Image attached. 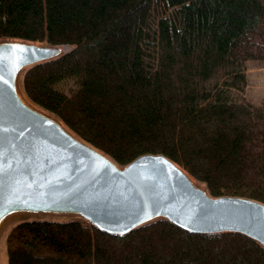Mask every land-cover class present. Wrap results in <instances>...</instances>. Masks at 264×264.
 Listing matches in <instances>:
<instances>
[{"label": "trees", "instance_id": "obj_1", "mask_svg": "<svg viewBox=\"0 0 264 264\" xmlns=\"http://www.w3.org/2000/svg\"><path fill=\"white\" fill-rule=\"evenodd\" d=\"M69 45L27 68L26 95L118 163L163 153L212 195L264 202L263 0H0V38ZM6 264H264L238 232L158 219L115 235L80 220L26 219Z\"/></svg>", "mask_w": 264, "mask_h": 264}, {"label": "water", "instance_id": "obj_2", "mask_svg": "<svg viewBox=\"0 0 264 264\" xmlns=\"http://www.w3.org/2000/svg\"><path fill=\"white\" fill-rule=\"evenodd\" d=\"M0 45V228L19 215H75L124 235L166 219L193 233H242L264 247V202L212 195L163 153L120 164L23 95L22 71L65 45L15 37Z\"/></svg>", "mask_w": 264, "mask_h": 264}, {"label": "rangeland", "instance_id": "obj_3", "mask_svg": "<svg viewBox=\"0 0 264 264\" xmlns=\"http://www.w3.org/2000/svg\"><path fill=\"white\" fill-rule=\"evenodd\" d=\"M264 1V0H263ZM67 50L70 49V46H65ZM26 67L24 71L27 69ZM22 71L20 75V86L23 95L26 97L24 90L22 89V75L24 73ZM247 77L248 83L245 89V96L248 100L258 103L264 97V61H254L250 60L247 63ZM27 98V97H26ZM53 219V220H73L77 219L82 222L88 223L85 219L75 215H47V214H39V215H19L8 220L1 228H0V264H6V246H5V237L9 231V229L16 224L17 222L23 219Z\"/></svg>", "mask_w": 264, "mask_h": 264}, {"label": "snow or ice", "instance_id": "obj_4", "mask_svg": "<svg viewBox=\"0 0 264 264\" xmlns=\"http://www.w3.org/2000/svg\"><path fill=\"white\" fill-rule=\"evenodd\" d=\"M4 47V45H0V48Z\"/></svg>", "mask_w": 264, "mask_h": 264}, {"label": "bare ground", "instance_id": "obj_5", "mask_svg": "<svg viewBox=\"0 0 264 264\" xmlns=\"http://www.w3.org/2000/svg\"><path fill=\"white\" fill-rule=\"evenodd\" d=\"M66 48V47H65ZM22 85V84H21Z\"/></svg>", "mask_w": 264, "mask_h": 264}]
</instances>
